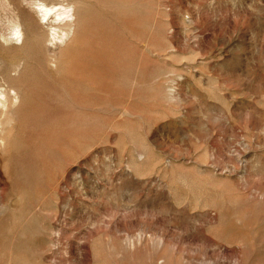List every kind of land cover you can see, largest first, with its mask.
Instances as JSON below:
<instances>
[{
  "label": "rangeland",
  "instance_id": "rangeland-1",
  "mask_svg": "<svg viewBox=\"0 0 264 264\" xmlns=\"http://www.w3.org/2000/svg\"><path fill=\"white\" fill-rule=\"evenodd\" d=\"M0 264H264V0H0Z\"/></svg>",
  "mask_w": 264,
  "mask_h": 264
},
{
  "label": "bare ground",
  "instance_id": "bare-ground-1",
  "mask_svg": "<svg viewBox=\"0 0 264 264\" xmlns=\"http://www.w3.org/2000/svg\"><path fill=\"white\" fill-rule=\"evenodd\" d=\"M39 9L41 12H44V16L46 17L48 15V13L51 11V8L47 7L45 4H41L39 5ZM15 34H17L18 36L21 34L20 30H19V25L15 26L14 28Z\"/></svg>",
  "mask_w": 264,
  "mask_h": 264
}]
</instances>
